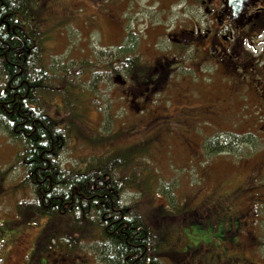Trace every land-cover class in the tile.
<instances>
[{
    "label": "rangeland",
    "instance_id": "obj_1",
    "mask_svg": "<svg viewBox=\"0 0 264 264\" xmlns=\"http://www.w3.org/2000/svg\"><path fill=\"white\" fill-rule=\"evenodd\" d=\"M191 2L26 0L28 24L46 48L43 108L60 126L71 123L63 167L80 172L123 163L108 177L123 184L119 198L128 211L156 235L165 232L153 250L158 264H264V134L256 135L264 124L254 102L264 87V62L257 59L254 73L243 70L251 61L224 70L202 36L201 23H210L204 6ZM197 24L202 38L190 40ZM119 54L137 57L135 79L168 63L163 88L146 91L145 100L130 87L126 94L131 81ZM63 81L67 97L55 91ZM6 127L0 118V264L34 263L52 233L59 246L47 244L45 252L69 243L89 264H104L111 242L94 212L73 224L66 213L48 217L30 208L35 193L19 159L22 144ZM238 227L240 242L229 244Z\"/></svg>",
    "mask_w": 264,
    "mask_h": 264
},
{
    "label": "trees",
    "instance_id": "obj_2",
    "mask_svg": "<svg viewBox=\"0 0 264 264\" xmlns=\"http://www.w3.org/2000/svg\"><path fill=\"white\" fill-rule=\"evenodd\" d=\"M30 9L26 0H0V118L10 136L21 141L19 159L27 169L26 180L35 193L30 208L34 213L48 217L66 213L73 224L94 212L100 234L111 242L108 255L116 256V259L106 256L104 264H158L160 257L153 250L162 245L165 232L157 236L141 216L128 211L119 198L123 184L108 177V172L119 169L123 163L117 161L101 169L80 172L61 165L60 154L68 136L65 131L71 123L60 126L43 108L50 89L44 82L48 70L44 59L46 48L43 34L28 24L32 21ZM121 54L116 58L127 69L131 83L136 85L131 89L146 88L145 79L134 78L138 70L137 57H122ZM167 73H161L157 86L151 90L159 92L163 88L159 86L165 84ZM56 90H62L64 97L68 96L64 81L57 84ZM68 106L69 102L66 103ZM67 117L72 118V109ZM221 148L223 146L219 150ZM77 216L80 217L76 219ZM26 221L30 222V219ZM164 227L159 225L157 229L164 230ZM52 234L40 249L42 258L46 259L47 244L52 248L59 246L57 235L52 237ZM60 251L73 252L74 249L67 243ZM39 257L35 256L32 264Z\"/></svg>",
    "mask_w": 264,
    "mask_h": 264
},
{
    "label": "flooded vegetation",
    "instance_id": "obj_3",
    "mask_svg": "<svg viewBox=\"0 0 264 264\" xmlns=\"http://www.w3.org/2000/svg\"><path fill=\"white\" fill-rule=\"evenodd\" d=\"M189 1L194 2L199 7H201V5L204 6V14L210 23H201L203 28L202 36L208 39V43L211 42V44L217 48H215V51L218 53V56H220L219 62L223 69L229 71L230 69L237 68L241 70V64L246 65L248 61H251L250 67L243 70L248 73H254L256 66L264 62V18L262 16L264 13V0H237L235 6L230 4L229 0ZM201 32L200 25H195L188 33H191L189 39L193 40L195 38L201 40ZM193 33L198 34L194 35ZM244 45L251 52H258V57L247 52ZM210 52L208 53L210 54ZM257 59L263 61L259 62ZM255 61H257L256 65ZM225 62L231 63L232 65L226 67L224 64ZM169 69L168 63H165L164 66L154 67L151 75L145 78L146 88H142V90L136 92H138V94L140 93V96H142L144 100L148 99L149 94H146V91L150 92L153 87H156L161 73ZM139 82H136V84ZM134 86H136L135 83H129L126 88V94H129L127 89L130 87V90H132L131 87ZM135 96L136 95L133 94L132 98ZM134 100L136 101L137 99L135 98ZM254 102L259 107L261 113L260 122L264 124V87L261 86L260 91L256 90ZM244 103L250 106L248 99L244 100ZM260 134L264 133L257 132V137H262ZM261 167V165H258L257 171H259ZM255 174L256 172H253L252 177ZM229 230L231 229L227 231ZM235 233L237 234H233V236L228 239L229 244H236L239 241L242 230L239 228V231ZM47 255L49 256L48 264H89L87 263L88 260L82 259L80 255H76L73 252L52 250L48 252ZM36 261H38V264H45L47 262V260L42 257H39Z\"/></svg>",
    "mask_w": 264,
    "mask_h": 264
},
{
    "label": "water",
    "instance_id": "obj_4",
    "mask_svg": "<svg viewBox=\"0 0 264 264\" xmlns=\"http://www.w3.org/2000/svg\"><path fill=\"white\" fill-rule=\"evenodd\" d=\"M229 3L235 5V0H229Z\"/></svg>",
    "mask_w": 264,
    "mask_h": 264
}]
</instances>
